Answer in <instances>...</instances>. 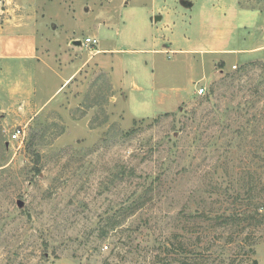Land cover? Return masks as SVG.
Listing matches in <instances>:
<instances>
[{"label":"rangeland","instance_id":"obj_1","mask_svg":"<svg viewBox=\"0 0 264 264\" xmlns=\"http://www.w3.org/2000/svg\"><path fill=\"white\" fill-rule=\"evenodd\" d=\"M239 1L264 13V0ZM215 3L231 16L235 0ZM159 7L0 0V23H33L47 68L75 72L27 124L0 113V264H264V52L149 54L168 36ZM244 10L228 28H199L198 8L173 21L192 44H260L247 32L263 18ZM34 82L47 94L54 80Z\"/></svg>","mask_w":264,"mask_h":264},{"label":"crops","instance_id":"obj_2","mask_svg":"<svg viewBox=\"0 0 264 264\" xmlns=\"http://www.w3.org/2000/svg\"><path fill=\"white\" fill-rule=\"evenodd\" d=\"M160 1L151 0V6L153 7L155 4L159 7L161 5ZM216 1L219 2V0H201L199 4V2L194 3L192 0H177L175 3H180V9L176 8L175 3H172L174 8H176L175 10L160 6L157 12L154 13L152 9L151 19L155 22V30H157L156 23H158L160 30L164 31L166 36H168L165 40H159L156 35L152 36V46L147 52L152 55H167L168 53L199 57L216 55L225 60L232 54L241 55L264 52V13L259 10L247 9L252 10L251 12L263 18L259 23L255 24L258 27H255L253 33L247 32V34H253L255 38L258 37L262 40L257 45L246 46L238 38H234L232 34L226 39L224 35L217 33L215 39H206L200 44H192L186 34H183V36L180 35L182 20L179 21V18H177L178 25L175 22L176 19L173 21L177 12L183 14V10H187L191 14L195 8H198L199 28H204L206 23L211 25L217 18L224 25L223 28H228L230 22L236 21L239 12L245 11V8H240L238 0H235V3L230 6V17L225 12H222L225 9L229 10L224 6L222 11L217 13ZM20 21V19L12 16L9 19L5 18L0 23V113L6 115V121L14 120L17 124L22 122L27 124L67 85L75 72L60 71L52 66L48 69L44 60V52L38 43V36L33 23ZM247 28H249L248 24L244 29ZM210 33L213 34L214 31L212 30ZM165 41L168 43L164 44L166 47L160 46V43ZM108 51L106 48L97 46L93 50L92 58H100L101 55H107ZM51 63L54 64V61ZM38 70L49 72L50 82L54 80L50 84V92L47 94L42 93V91L39 93L35 85L34 74ZM55 78L57 79L56 82ZM15 97L18 98L15 99ZM29 112L33 113L28 114Z\"/></svg>","mask_w":264,"mask_h":264},{"label":"built area","instance_id":"obj_3","mask_svg":"<svg viewBox=\"0 0 264 264\" xmlns=\"http://www.w3.org/2000/svg\"><path fill=\"white\" fill-rule=\"evenodd\" d=\"M84 42L86 45L97 44V40L95 38H89V37H87ZM233 68H235L234 65H233ZM197 94L198 95L204 94V87H199L197 90ZM24 136H25V132H24L23 128H21V127L16 128L14 131H12V133L10 135L12 140H22L24 138Z\"/></svg>","mask_w":264,"mask_h":264},{"label":"trees","instance_id":"obj_4","mask_svg":"<svg viewBox=\"0 0 264 264\" xmlns=\"http://www.w3.org/2000/svg\"><path fill=\"white\" fill-rule=\"evenodd\" d=\"M238 4H239V6H240V8H245V9H252V10H255L256 8H254V7H245V6H242L241 4H240V1L238 0ZM261 11V10H260ZM241 69L243 68V67H240ZM141 122H143V120L141 121ZM135 131V129H131L130 130V132L129 133H133Z\"/></svg>","mask_w":264,"mask_h":264},{"label":"water","instance_id":"obj_5","mask_svg":"<svg viewBox=\"0 0 264 264\" xmlns=\"http://www.w3.org/2000/svg\"><path fill=\"white\" fill-rule=\"evenodd\" d=\"M77 44L79 43V41L76 42Z\"/></svg>","mask_w":264,"mask_h":264}]
</instances>
